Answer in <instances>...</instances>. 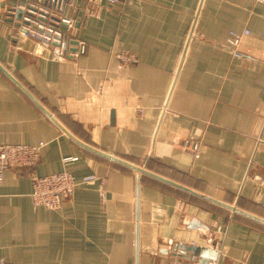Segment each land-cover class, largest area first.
<instances>
[{
    "label": "crops",
    "instance_id": "crops-1",
    "mask_svg": "<svg viewBox=\"0 0 264 264\" xmlns=\"http://www.w3.org/2000/svg\"><path fill=\"white\" fill-rule=\"evenodd\" d=\"M22 1L0 0V64L58 123L0 69V144L43 141L35 174L104 183L51 210L5 170L0 264H264V223L96 151L264 219V1L75 0L64 55L12 34Z\"/></svg>",
    "mask_w": 264,
    "mask_h": 264
},
{
    "label": "built area",
    "instance_id": "built-area-1",
    "mask_svg": "<svg viewBox=\"0 0 264 264\" xmlns=\"http://www.w3.org/2000/svg\"><path fill=\"white\" fill-rule=\"evenodd\" d=\"M110 3H119L123 0H107ZM264 1V0H261ZM75 6V0H24L15 9L11 10L12 34L25 37L38 38L49 45L56 55H64L69 47V27L74 21L71 11ZM16 9H21L20 17L16 16ZM248 33L245 29L241 32L229 31L226 37V45L233 60L242 58L238 46L242 35ZM116 56L122 63H133L135 55L127 50H120ZM44 142L30 145L24 143L0 144V180L7 169L25 167L30 171L32 180L31 202L34 207L57 210L62 203L73 195L79 184L92 180L104 178L95 174L84 175L77 178L68 170L53 171L44 175L34 173V167L41 156ZM192 150L197 156V147L193 145Z\"/></svg>",
    "mask_w": 264,
    "mask_h": 264
},
{
    "label": "water",
    "instance_id": "water-1",
    "mask_svg": "<svg viewBox=\"0 0 264 264\" xmlns=\"http://www.w3.org/2000/svg\"><path fill=\"white\" fill-rule=\"evenodd\" d=\"M21 14H22V10L21 9H16V16L17 17H20L21 16ZM71 43L72 44H77V41L76 40H72L71 41ZM0 69L8 76V77H10L14 82H16L20 87H21V89H23V91H25V93H27L28 95H29V97L31 98V99H33L34 101H35V103H37L38 104V106L39 107H41L42 109H43V111L47 114V115H49L54 121H56V119L52 116V114L45 108V107H43L42 106V104L39 102V101H37V99L31 94V93H29V91H27V89L26 88H24L8 71H7V69L4 67V66H2L1 64H0ZM57 122V121H56ZM58 123V122H57ZM97 152H99V153H101V154H103V155H105V156H107V157H109V158H112V159H114V160H116V161H118V162H120V163H122V164H124V165H126V166H128V167H130V168H133V169H135V170H137V171H139V172H141V173H143V174H146V175H148V176H151V177H153V178H156V179H158V180H160V181H163V182H165V183H168V184H170V185H172V186H174V187H177V188H179V189H182V190H184V191H187V192H189V193H192V194H195V195H197V196H200V197H203V198H206V199H208V200H210V201H212V202H215V203H217V204H220V205H222V206H224V207H226V208H228V209H230V210H232V211H234V212H236V213H240V214H242V215H245L246 217H249V218H251V219H253V220H257V221H259V222H261V223H264V219H262V218H260V217H258V216H256V215H253V214H251V213H248V212H246V211H244V210H242V209H240L239 207H237V206H234V205H231V204H229V203H225V202H222V201H219V200H216V199H213V198H211V197H209V196H206V195H203V194H201V193H198V192H196V191H194V190H192V189H189V188H187V187H185V186H183V185H181V184H179V183H177V182H174V181H172V180H170V179H167V178H165V177H163V176H160V175H158V174H156V173H153V172H151V171H149V170H147V169H145V168H143V167H141V166H138V165H135V164H133V163H130V162H127V161H124V160H122V159H119V158H116V157H113L112 155H109L108 153H104V152H102V151H98V150H96ZM189 250H197V247L196 246H185V245H183V246H181L180 245V250H179V252H187V251H189Z\"/></svg>",
    "mask_w": 264,
    "mask_h": 264
}]
</instances>
